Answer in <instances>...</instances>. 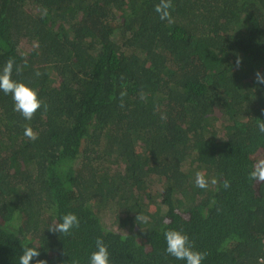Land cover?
I'll use <instances>...</instances> for the list:
<instances>
[{
	"label": "trees",
	"instance_id": "trees-1",
	"mask_svg": "<svg viewBox=\"0 0 264 264\" xmlns=\"http://www.w3.org/2000/svg\"><path fill=\"white\" fill-rule=\"evenodd\" d=\"M158 3L0 0V69L14 59L13 79L47 105L26 120L0 91V264L25 246L90 264L98 237L110 264H185L168 230L202 264H260L264 183L249 173L264 158V0H172L174 23ZM198 171L217 183L196 187ZM69 213L79 228L48 230Z\"/></svg>",
	"mask_w": 264,
	"mask_h": 264
},
{
	"label": "clouds",
	"instance_id": "clouds-1",
	"mask_svg": "<svg viewBox=\"0 0 264 264\" xmlns=\"http://www.w3.org/2000/svg\"><path fill=\"white\" fill-rule=\"evenodd\" d=\"M173 8L172 0H160L155 6V12L159 15L160 20L174 23L171 10ZM241 60H237L239 66ZM27 61L25 60V65ZM17 73L21 71V67L15 64V60L10 58L2 69H0V91L5 94H11L14 100V110L21 113L26 120H31L38 110L42 107L47 109V105L39 97L38 91L23 82H18L13 79V70ZM41 73L36 72L39 77ZM255 81L257 84H264V73L257 72L255 74ZM125 92L120 93V107H124ZM141 99H146V94L141 93ZM161 119H166V115H162ZM257 128L261 133H264V120H257ZM24 135L32 141L38 139V133L31 127H26ZM249 179L257 183H264V158L258 159L249 173ZM195 185L200 189H207L209 184L215 185L217 180H211L204 172L198 171L195 174ZM224 187H230L229 181H224ZM137 221L146 222L143 215L138 214ZM80 221L77 215L69 213L63 216L62 222H53L48 230L53 233L71 234L74 228H79ZM166 252L175 257L177 260L185 261V264H202L206 258V253L195 250L194 243L189 236L179 230H168L165 232ZM40 251L36 247H23V252L19 256L18 264H32L35 258V264H48L47 260L39 259ZM90 264H110V253L108 246L100 237L96 239V250L90 256ZM260 264H264V257L260 258Z\"/></svg>",
	"mask_w": 264,
	"mask_h": 264
}]
</instances>
